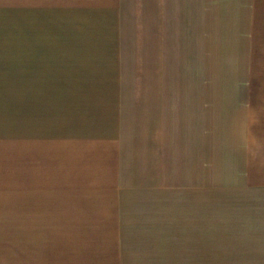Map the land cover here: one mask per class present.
<instances>
[{
    "label": "crops",
    "instance_id": "crops-1",
    "mask_svg": "<svg viewBox=\"0 0 264 264\" xmlns=\"http://www.w3.org/2000/svg\"><path fill=\"white\" fill-rule=\"evenodd\" d=\"M26 1L28 32L59 33L69 56L60 64L78 71L27 88L40 98L18 135L30 216L47 224L51 207L75 236H200L212 218L213 148L225 166L242 151L234 157L228 142L238 102L181 87L165 51L164 35L197 23L196 12L181 13L187 0Z\"/></svg>",
    "mask_w": 264,
    "mask_h": 264
},
{
    "label": "rangeland",
    "instance_id": "rangeland-1",
    "mask_svg": "<svg viewBox=\"0 0 264 264\" xmlns=\"http://www.w3.org/2000/svg\"><path fill=\"white\" fill-rule=\"evenodd\" d=\"M195 3L192 12V0L184 1L181 13L196 12L197 23L165 34V51L181 87L238 102L228 109L238 120L228 142L233 156L242 151L225 166L213 148L211 223L200 236H75L51 207L47 224L36 209L30 216L26 169L17 162L22 124L40 99L27 88L59 87L60 74L72 76L77 66L60 64L69 56L59 33L28 32V1L0 0V264H264V0ZM34 40L49 47L31 48L45 45Z\"/></svg>",
    "mask_w": 264,
    "mask_h": 264
}]
</instances>
